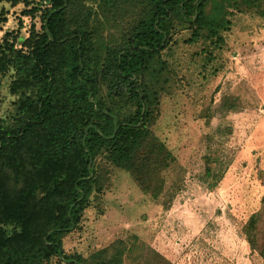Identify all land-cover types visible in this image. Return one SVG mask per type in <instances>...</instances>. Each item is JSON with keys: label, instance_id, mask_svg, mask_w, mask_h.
Listing matches in <instances>:
<instances>
[{"label": "trees", "instance_id": "trees-1", "mask_svg": "<svg viewBox=\"0 0 264 264\" xmlns=\"http://www.w3.org/2000/svg\"><path fill=\"white\" fill-rule=\"evenodd\" d=\"M3 1L22 2L30 22L0 36V82L8 76L14 96L13 112L0 116V264H46L52 256L70 264H174L135 234L87 256L64 253L62 238L110 179L98 157L151 198L162 194L175 158L150 128L160 91L152 61L174 20L216 32L229 23L228 5L264 15L261 0ZM144 73L153 87L140 82ZM259 178V207L242 231L264 257V168Z\"/></svg>", "mask_w": 264, "mask_h": 264}, {"label": "rangeland", "instance_id": "rangeland-1", "mask_svg": "<svg viewBox=\"0 0 264 264\" xmlns=\"http://www.w3.org/2000/svg\"><path fill=\"white\" fill-rule=\"evenodd\" d=\"M242 7L228 5L229 23L216 32L207 27L193 32L174 20L152 61L160 91L149 106L150 128L175 158L165 171V188L151 198L126 171L98 157L110 179L102 195H91L79 225L62 238L64 253L87 256L135 234L174 264H264L242 231L263 191L264 15ZM24 8L22 2L0 0V36L19 20L22 30L28 28ZM35 24L38 28V18ZM139 79L154 86L147 73ZM8 80L0 82V116L14 110ZM69 261L52 256L46 264Z\"/></svg>", "mask_w": 264, "mask_h": 264}, {"label": "water", "instance_id": "water-1", "mask_svg": "<svg viewBox=\"0 0 264 264\" xmlns=\"http://www.w3.org/2000/svg\"><path fill=\"white\" fill-rule=\"evenodd\" d=\"M65 4V3H64ZM55 11V9H53V10H51L49 13H52V12H54ZM49 15V14H48ZM48 35H49V37L51 38V35L48 33ZM114 123H116V121H115V119H114Z\"/></svg>", "mask_w": 264, "mask_h": 264}]
</instances>
